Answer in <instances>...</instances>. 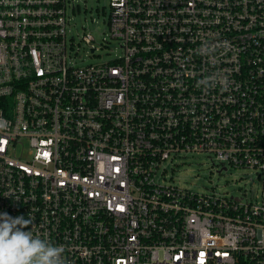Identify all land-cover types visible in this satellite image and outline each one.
Instances as JSON below:
<instances>
[{
	"label": "built area",
	"instance_id": "2783aa9c",
	"mask_svg": "<svg viewBox=\"0 0 264 264\" xmlns=\"http://www.w3.org/2000/svg\"><path fill=\"white\" fill-rule=\"evenodd\" d=\"M75 1L0 0V213L66 264H264V0H109L97 63ZM200 152L253 168L256 200L164 181Z\"/></svg>",
	"mask_w": 264,
	"mask_h": 264
},
{
	"label": "rangeland",
	"instance_id": "374dc122",
	"mask_svg": "<svg viewBox=\"0 0 264 264\" xmlns=\"http://www.w3.org/2000/svg\"><path fill=\"white\" fill-rule=\"evenodd\" d=\"M76 8L68 10L70 25L68 35L72 37L73 51L77 52V61L97 63L107 60L119 52L117 40L111 38L108 19L109 0H76ZM89 32L95 40H83V34ZM91 44L97 46L95 55ZM164 181H174L195 191L219 192L228 196H243L244 200H256L262 189V182L251 167H228L219 171L209 154H187L182 157L167 159Z\"/></svg>",
	"mask_w": 264,
	"mask_h": 264
},
{
	"label": "clouds",
	"instance_id": "9594fccd",
	"mask_svg": "<svg viewBox=\"0 0 264 264\" xmlns=\"http://www.w3.org/2000/svg\"><path fill=\"white\" fill-rule=\"evenodd\" d=\"M31 225L30 218L0 213V264H66L64 246L34 235Z\"/></svg>",
	"mask_w": 264,
	"mask_h": 264
}]
</instances>
